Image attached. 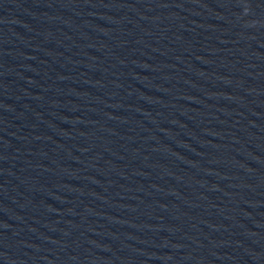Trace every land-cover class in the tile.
I'll list each match as a JSON object with an SVG mask.
<instances>
[{
  "label": "water",
  "instance_id": "95a60500",
  "mask_svg": "<svg viewBox=\"0 0 264 264\" xmlns=\"http://www.w3.org/2000/svg\"><path fill=\"white\" fill-rule=\"evenodd\" d=\"M0 264H264V0H0Z\"/></svg>",
  "mask_w": 264,
  "mask_h": 264
}]
</instances>
